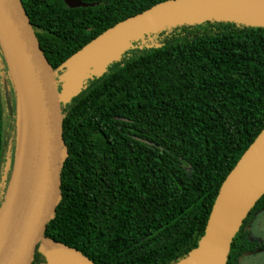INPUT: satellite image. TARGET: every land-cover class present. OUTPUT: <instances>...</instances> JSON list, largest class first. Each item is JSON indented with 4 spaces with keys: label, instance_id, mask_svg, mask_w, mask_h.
I'll use <instances>...</instances> for the list:
<instances>
[{
    "label": "trees",
    "instance_id": "trees-1",
    "mask_svg": "<svg viewBox=\"0 0 264 264\" xmlns=\"http://www.w3.org/2000/svg\"><path fill=\"white\" fill-rule=\"evenodd\" d=\"M81 1L95 6L22 0L55 70L106 30L168 0ZM148 38L151 47L129 49L63 103L68 157L46 237L95 264L187 259L223 183L264 129V28L208 21ZM3 68L11 78L0 50V211L15 164L6 150L9 121L16 152L18 140L17 96L13 87L9 103ZM262 213L264 196L226 264L264 252L251 229ZM49 252L38 246L33 264H48Z\"/></svg>",
    "mask_w": 264,
    "mask_h": 264
},
{
    "label": "water",
    "instance_id": "water-1",
    "mask_svg": "<svg viewBox=\"0 0 264 264\" xmlns=\"http://www.w3.org/2000/svg\"><path fill=\"white\" fill-rule=\"evenodd\" d=\"M65 3L71 9L95 6L81 0ZM208 21L264 28V0H168L106 30L55 70L22 0H0V50L18 105L15 166L0 218L15 178L22 131L27 135L22 166L25 202L17 224L0 247V264H33L38 246L48 249L44 242L51 240L46 231L61 199V174L68 157L63 103L81 93L89 81L101 77L135 42L166 29ZM63 68H67L66 73L60 78ZM61 82L64 89H60ZM18 83L24 92L25 109ZM263 196L264 129L223 183L199 246L178 264H226L233 239ZM51 242L57 247L48 249V264H95L82 253Z\"/></svg>",
    "mask_w": 264,
    "mask_h": 264
},
{
    "label": "bare ground",
    "instance_id": "bare-ground-1",
    "mask_svg": "<svg viewBox=\"0 0 264 264\" xmlns=\"http://www.w3.org/2000/svg\"><path fill=\"white\" fill-rule=\"evenodd\" d=\"M19 87L20 92V103L22 109H25V96L23 89ZM23 130V129H22ZM22 149L18 158L17 167L15 170V178L13 180L11 190L9 193L7 204L1 214L0 218V247L3 245L4 241L10 235L12 229L17 224L21 209L25 202V181L23 180V163L25 162L24 154H25V145H27V135L22 131ZM7 154V153H6ZM13 154V153H12ZM11 165V164H10ZM11 167V166H10ZM47 247L52 250L57 247L51 241L44 242Z\"/></svg>",
    "mask_w": 264,
    "mask_h": 264
},
{
    "label": "rangeland",
    "instance_id": "rangeland-1",
    "mask_svg": "<svg viewBox=\"0 0 264 264\" xmlns=\"http://www.w3.org/2000/svg\"><path fill=\"white\" fill-rule=\"evenodd\" d=\"M154 41V39L152 38H148L145 39L144 41L140 42L138 45H134L132 48L136 49L137 47L140 49H144L151 47L152 42ZM66 69L67 68H63L62 71L59 72V77L63 78V75L66 73ZM2 83H3V90L4 93L6 95V97L9 100V103L12 102L13 104V87L14 85L12 84L11 78L9 77V75L7 74L5 68H3L2 70ZM60 80V79H59ZM63 80V79H62ZM64 89L63 87V83H60V89ZM11 105V104H10ZM6 131H7V147L6 150L8 152H10V157L12 158L13 162L16 159L15 156V148H16V132L15 129L13 130L11 128L10 125V121L6 124ZM13 153V154H12ZM15 166V164H14ZM13 172H14V168L13 170L10 171L9 176L12 179L13 176ZM10 179V182H11ZM252 232L254 233V235H256L257 237H261L264 239V213H262L261 215H259V217L257 218V220L255 221V223L252 226ZM44 245L47 247V245L44 243ZM48 248V247H47ZM49 249V248H48ZM242 264H264V254H259L255 257H247L244 259Z\"/></svg>",
    "mask_w": 264,
    "mask_h": 264
},
{
    "label": "flooded vegetation",
    "instance_id": "flooded-vegetation-1",
    "mask_svg": "<svg viewBox=\"0 0 264 264\" xmlns=\"http://www.w3.org/2000/svg\"><path fill=\"white\" fill-rule=\"evenodd\" d=\"M258 217H259V216H258ZM258 217H257V218H258ZM257 218L255 219V221L257 220ZM255 221H254V223H255ZM254 223H253V224H254ZM252 226H253V225H252ZM251 229H252V228H251ZM253 234H254V233H253ZM255 236H256V235H255ZM258 238L261 239L262 241H264L263 238H261V237H258ZM262 253L264 254V252H261V253H257V254H255V255L246 256V257H244V259L247 258V257H255V256H257V255H259V254H262ZM244 259L242 260L241 264L243 263Z\"/></svg>",
    "mask_w": 264,
    "mask_h": 264
}]
</instances>
